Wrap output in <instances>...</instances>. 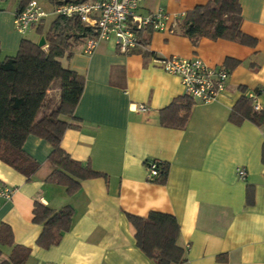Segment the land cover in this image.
I'll list each match as a JSON object with an SVG mask.
<instances>
[{
  "label": "crops",
  "instance_id": "crops-1",
  "mask_svg": "<svg viewBox=\"0 0 264 264\" xmlns=\"http://www.w3.org/2000/svg\"><path fill=\"white\" fill-rule=\"evenodd\" d=\"M209 1L143 0L137 15L162 10L166 31L151 32L146 45L126 54L101 42L90 55L77 46L62 61L83 77L84 86L74 110L76 128L64 133L61 148L102 176L68 195L47 182L51 145L27 137L23 151L39 165L30 180L0 162V184L16 189L10 200L0 201V226L12 233V245L0 243V264L15 246L30 249L25 264H154L137 248L127 220L151 213L175 219L182 264H264V126L230 118L250 96L264 112V0H238L240 30L251 46L208 39L193 46L178 26L187 12ZM17 9L15 0L0 4L1 59L14 56L23 37L35 33L15 31ZM153 55L223 66L229 72L226 89L209 104H193L184 128L164 127L161 112L183 100V88L152 64ZM139 106L147 110L139 112ZM148 160L166 166L163 184L148 178ZM239 168L244 180L237 177ZM35 204L73 211L70 229L49 249L36 244L42 226L32 221Z\"/></svg>",
  "mask_w": 264,
  "mask_h": 264
},
{
  "label": "trees",
  "instance_id": "trees-1",
  "mask_svg": "<svg viewBox=\"0 0 264 264\" xmlns=\"http://www.w3.org/2000/svg\"><path fill=\"white\" fill-rule=\"evenodd\" d=\"M2 1V0H0ZM4 1V0H3ZM19 8L31 1L15 0ZM53 8L67 4H81L86 0H44ZM241 7L238 0H210L197 6L184 16L178 33L193 46L201 39L225 40L251 46L253 40L241 30ZM38 40L22 39L14 56L0 58V162L30 180L39 165L23 151L29 136L38 137L52 147L48 163L52 169L47 182L64 187L68 195L78 191L80 183L102 176L72 160L61 148V140L67 130L75 129L74 110L83 92V77L62 65L73 56L75 47L87 39L97 37L94 30L83 25L76 17L57 16L47 28L44 23L34 29ZM151 30L139 34V41L146 45ZM40 38L44 46L39 47ZM56 87L58 98L51 102L50 91ZM253 100L241 99L231 113V120L239 124L248 120L264 126V112L255 111ZM193 103L187 98L161 112L160 123L164 127L184 128ZM264 166V148L262 150ZM167 168L161 166L155 182L163 184ZM247 204H252V194L247 192ZM33 223L42 226L36 242L42 249L59 244L62 234L71 227L73 211L65 207L54 211L35 204ZM134 230L137 248L154 264H182L184 252L176 246L179 227L169 215L151 213L146 219L127 216ZM0 243L12 245V233L8 226H0ZM30 249L15 246L7 261L1 264H25Z\"/></svg>",
  "mask_w": 264,
  "mask_h": 264
},
{
  "label": "built area",
  "instance_id": "built-area-1",
  "mask_svg": "<svg viewBox=\"0 0 264 264\" xmlns=\"http://www.w3.org/2000/svg\"><path fill=\"white\" fill-rule=\"evenodd\" d=\"M143 0H86L81 4H67L54 7L52 14L76 17L86 27L94 30L96 38L87 39L83 44V54H92L101 42H112L121 53H129L142 44L139 34L144 30L163 32L167 30V15L159 10L146 17L137 15V10ZM48 14L36 2L31 1L25 8H19L14 13L13 26L15 31L25 35L42 25ZM152 64L164 73L175 76L180 80L185 98L193 104H209L216 100L225 89L229 79V72L223 66L209 67L199 58L162 57L153 55ZM254 102V96H250ZM255 111H260L254 102ZM144 106H139L137 111L145 112ZM148 178L156 180L162 163L148 160L145 163ZM237 177L244 180L246 172L237 169ZM16 189L0 184V201L12 198Z\"/></svg>",
  "mask_w": 264,
  "mask_h": 264
},
{
  "label": "rangeland",
  "instance_id": "rangeland-1",
  "mask_svg": "<svg viewBox=\"0 0 264 264\" xmlns=\"http://www.w3.org/2000/svg\"><path fill=\"white\" fill-rule=\"evenodd\" d=\"M37 1H38V4L43 8V10L48 14V17L46 18V20L44 22V26H45V28H47L49 26V24L57 16L52 14V6L49 3H47L44 0H37ZM3 3H5V0L0 1V4H3ZM23 39H26V40L31 41V42H35L38 40V36L36 35V33L30 32V33L26 34V36L23 37ZM16 53L14 55H16ZM65 61H63V64ZM48 97L51 100V102H53V103L57 101L58 91H57L56 87H54V89L49 92Z\"/></svg>",
  "mask_w": 264,
  "mask_h": 264
},
{
  "label": "water",
  "instance_id": "water-1",
  "mask_svg": "<svg viewBox=\"0 0 264 264\" xmlns=\"http://www.w3.org/2000/svg\"><path fill=\"white\" fill-rule=\"evenodd\" d=\"M44 43H45L44 38H40V40L38 42V46L39 47H43L44 46Z\"/></svg>",
  "mask_w": 264,
  "mask_h": 264
}]
</instances>
